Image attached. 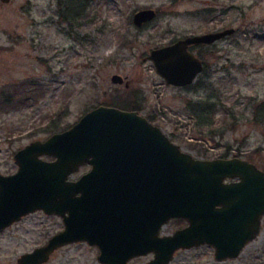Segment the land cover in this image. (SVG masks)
Returning a JSON list of instances; mask_svg holds the SVG:
<instances>
[{
  "label": "rangeland",
  "instance_id": "rangeland-1",
  "mask_svg": "<svg viewBox=\"0 0 264 264\" xmlns=\"http://www.w3.org/2000/svg\"><path fill=\"white\" fill-rule=\"evenodd\" d=\"M77 1L82 10L72 16L80 5L73 0H67L68 11L66 0H0V95L19 97L26 81L43 91L14 109L2 108L0 98V173L14 172V152L48 136V129H66L92 107L114 105L128 93V101L140 104L138 112L183 150L207 158L238 153L264 170V0ZM145 7L156 16L137 27L132 15ZM228 27L232 34L190 48L204 68L189 85L165 83L147 58L150 49L177 38ZM114 73L122 83L111 82ZM210 92L220 104L211 126L198 125L193 105ZM87 169L82 165L71 177ZM183 224L170 219L160 234ZM61 228L59 216L42 210L22 216L0 231V264H16L21 253ZM97 253L96 246L73 242L43 264H101ZM150 256L127 264H144ZM169 264H264V215L257 236L236 258L215 260L213 248L202 244L178 249Z\"/></svg>",
  "mask_w": 264,
  "mask_h": 264
},
{
  "label": "water",
  "instance_id": "water-1",
  "mask_svg": "<svg viewBox=\"0 0 264 264\" xmlns=\"http://www.w3.org/2000/svg\"><path fill=\"white\" fill-rule=\"evenodd\" d=\"M155 16L153 8H141L132 22L141 26ZM233 32L177 38L147 58L165 83L186 86L204 68L188 46ZM110 80L124 79L114 73ZM13 160L16 170L0 173V231L35 210L62 220L16 264H43L73 242L96 246L101 264H127L149 252L144 264H169L176 250L202 244L213 248L215 260L234 259L257 236L264 215V170L239 156H194L135 109L98 104L66 129L18 148ZM82 165L88 169L72 178ZM173 218L186 224L160 234Z\"/></svg>",
  "mask_w": 264,
  "mask_h": 264
},
{
  "label": "trees",
  "instance_id": "trees-1",
  "mask_svg": "<svg viewBox=\"0 0 264 264\" xmlns=\"http://www.w3.org/2000/svg\"><path fill=\"white\" fill-rule=\"evenodd\" d=\"M82 4H85V0H81ZM74 3H79L76 0H73ZM72 2V3H73ZM80 5L77 6V9L74 10L70 15L72 16H77L80 14V11L82 10L81 3ZM66 7L68 11V5H67V0H66ZM63 17H67V15L63 14ZM209 84H204L201 85L206 89H209ZM43 94V91L37 83L33 81H26V84L23 85L22 92L20 93L19 97H15V94L13 93H2L0 95L1 98V106L2 108L10 109V108H18L22 105H25L30 102H34L38 99V97ZM132 95L128 93V97L130 98ZM128 97L126 99L122 98V101L116 102L114 106L124 108V109H135L139 111L140 104L136 99L132 101H128ZM20 99L19 103H15V100ZM220 104L219 97L216 94L213 93H207L203 98L198 100L197 102L194 103L193 105V114L195 115L196 121L198 125H203L206 124L208 126H211L212 119H213V113L214 110L217 108V106ZM149 121H152L151 117H146ZM56 126V125H55ZM53 127L48 129L47 131L49 133L59 131L60 128ZM225 155V154H224ZM234 155L238 156V153H235ZM207 158V157H204ZM179 222H183L182 219L176 218ZM181 225V224H180Z\"/></svg>",
  "mask_w": 264,
  "mask_h": 264
},
{
  "label": "flooded vegetation",
  "instance_id": "flooded-vegetation-1",
  "mask_svg": "<svg viewBox=\"0 0 264 264\" xmlns=\"http://www.w3.org/2000/svg\"><path fill=\"white\" fill-rule=\"evenodd\" d=\"M144 24H146V23H144ZM144 24H143V25H144ZM141 26H142V25H141ZM141 26H137V27H141ZM220 29H222V28L215 29L214 31H216V30H220ZM207 32H210V31H207ZM195 45L197 46V45H209V44H201V43H200V44H190V45L188 46V49L190 50V48L193 47V46H195ZM190 51H191V50H190ZM191 52H192V51H191ZM198 57H199V56H198ZM199 58H200V57H199ZM202 62H203V61H202ZM234 156H235V155H234ZM180 219H182V218H180ZM182 221L184 222V224H183L182 226H180V227H183V226L186 224V221H185L184 219H183ZM180 227H178V228H180ZM176 229H177V228H176ZM176 251H177V250H176ZM176 251H175V252H176ZM175 252H174V253H175ZM149 255H151L150 258H152L153 253H152V252H149V253L144 254V255H142V256H149ZM136 257H138V256H136ZM134 258H135V257H134ZM150 258H149V259H150ZM149 259H148V260H149ZM148 260H147V261H148ZM170 262H171V261H170Z\"/></svg>",
  "mask_w": 264,
  "mask_h": 264
}]
</instances>
